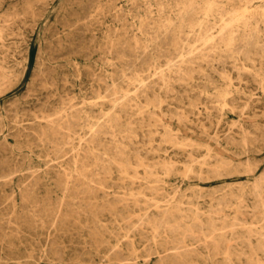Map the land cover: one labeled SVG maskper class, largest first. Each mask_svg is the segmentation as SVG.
<instances>
[{
	"label": "rangeland",
	"instance_id": "1",
	"mask_svg": "<svg viewBox=\"0 0 264 264\" xmlns=\"http://www.w3.org/2000/svg\"><path fill=\"white\" fill-rule=\"evenodd\" d=\"M249 1L219 0L218 11H186L180 20L186 0H0V264H264V251L258 247L264 233V21L257 20L255 37L247 36L249 40L238 27L229 46L224 40L211 45L199 38L205 28L216 34L233 8L264 7V0ZM174 34L181 35L178 51L172 46ZM221 51L225 56L218 55ZM180 58L190 59L188 68L172 72L164 85L157 82L159 70H173ZM137 76L143 83L130 91L137 101L134 110L121 112L119 122L100 136L92 148L93 154L100 153L98 163L88 158L90 175L78 183L72 152L88 142L100 109L110 112L112 97L128 87L126 79ZM175 204L178 210L161 216L162 208ZM210 219L216 229L209 233ZM182 238L195 249L187 261L158 257L163 245ZM212 238L228 241L231 259L207 250ZM132 254L137 258L131 260Z\"/></svg>",
	"mask_w": 264,
	"mask_h": 264
},
{
	"label": "bare ground",
	"instance_id": "2",
	"mask_svg": "<svg viewBox=\"0 0 264 264\" xmlns=\"http://www.w3.org/2000/svg\"><path fill=\"white\" fill-rule=\"evenodd\" d=\"M108 1V0H107ZM115 1V0H114ZM165 1V0H164ZM238 1H244V0H238ZM246 1V3L249 1V0H245ZM255 1V0H254ZM261 0H259V2H260ZM134 2V1H133ZM250 2V1H249ZM84 3V2H83ZM105 3V2H104ZM144 3V2H143ZM146 4H147V2H145ZM153 3H154V1H153ZM196 3L197 4H201V5H197L196 6ZM219 0H186V2H184V5L180 8V13L178 14V11H177V14L179 15H177L178 17H179V19H180V15L181 14H184L186 11H191L190 13H193L194 14V12H201V14H205V15H208L209 13H211L212 11H215V10H217L218 11V7L220 6L219 5ZM88 4V3H87ZM134 4V3H133ZM164 4V3H163ZM195 4V5H194ZM7 5V4H6ZM130 5H131V3H130ZM142 5V4H141ZM158 5V4H157ZM163 6V5H162ZM177 6V5H176ZM179 6V5H178ZM247 6H249V5H245L244 4V7L242 8V9H240L239 7H237V8H233L232 10H230L229 11V13L228 14H226L227 16L224 18L223 17V22L221 23V26H220V28L218 29V31H217V33L216 34H214V33H208V32H206V28L204 29V31L202 32V33H200L199 34V38L201 39V40H203V41H205L204 43L206 44V42H210L211 43V45L212 44H214V43H216L217 42V40L218 41H223L224 40V42H225V44H227L228 46L230 45V44H232V41L235 39V36L237 35L236 33V35H234V32H236V31H238V27H240L241 29L239 30L240 31V36H242V37H244V38H246L247 36L249 37V38H251V37H253V36H251L252 34H254V33H256L255 32V29H256V24H257V20H259V19H261L262 21H264V7H262L261 5H258L259 7H260V10H252V11H249L248 10V7ZM134 7V6H133ZM156 8H158L157 6H155ZM172 7H173V5H172ZM253 7V6H252ZM122 8V7H121ZM160 8H161V6H160ZM163 8H165V6L163 7ZM223 8V7H222ZM90 9V8H89ZM143 9V8H142ZM176 9V8H175ZM221 9V8H220ZM145 10H147L146 8H145ZM149 10H150V8H149ZM158 10H159V8H158ZM157 10V11H158ZM162 10H164V9H162ZM1 11V10H0ZM136 11V10H135ZM193 11V12H192ZM222 11V10H221ZM120 12V11H119ZM227 12V11H226ZM124 13V12H123ZM174 13V12H173ZM189 13V14H190ZM103 14V13H102ZM101 14V15H102ZM112 14V13H111ZM125 14V13H124ZM131 14V13H130ZM142 14V13H141ZM148 14V13H147ZM160 14V13H159ZM199 14V13H198ZM213 14V13H212ZM217 14V13H216ZM223 14V13H222ZM94 15V14H93ZM132 15V14H131ZM138 15V14H137ZM146 15V14H145ZM157 15V14H156ZM4 16V15H3ZM73 16V15H72ZM75 16V15H74ZM80 17L82 16V15H79ZM103 16V15H102ZM124 16V15H123ZM151 16V15H150ZM191 16V15H190ZM194 16V15H193ZM197 16V15H196ZM195 16V17H196ZM216 16V15H215ZM221 16H223V15H221ZM83 17H84V15H83ZM89 17H90V15H89ZM125 17V16H124ZM166 17V16H165ZM132 18H134V17H132ZM145 18V17H144ZM154 18V17H153ZM156 18V17H155ZM154 18V19H155ZM157 18H159V17H157ZM105 19V18H104ZM182 19V18H181ZM180 19V20H181ZM189 19V18H188ZM193 19V18H192ZM208 19V18H207ZM253 19V21H251ZM122 20V19H121ZM157 20V19H156ZM159 20V19H158ZM179 20V21H180ZM3 21V20H2ZM117 21H119L118 19H117ZM190 21V20H189ZM207 21V20H206ZM149 22V21H148ZM154 22V21H153ZM203 22H204V20H203ZM68 23V22H67ZM87 23V22H86ZM129 23V22H128ZM173 23V22H172ZM195 23V22H194ZM211 23H213V22H211ZM1 24V23H0ZM84 24V23H83ZM147 24V23H146ZM151 24V23H150ZM188 24V23H187ZM208 24V23H207ZM85 25V24H84ZM144 25H145V23H144ZM160 25V24H159ZM158 25V26H159ZM164 25H166L165 23H164ZM173 25H175L174 23H173ZM179 25V24H178ZM177 25V26H178ZM185 25V24H184ZM196 25V24H195ZM198 25V24H197ZM205 25H206V23H205ZM204 25V26H205ZM261 25H262V23H261ZM133 26V25H132ZM155 26V25H154ZM157 26V25H156ZM162 26V25H161ZM189 26H192V25H189ZM88 27V26H87ZM105 27V26H104ZM149 27V26H148ZM174 27V26H173ZM182 27V26H181ZM197 27V26H196ZM209 27V26H208ZM262 27V26H261ZM85 28V27H84ZM141 28H142V26H141ZM150 28V27H149ZM169 28H170V26H169ZM178 28V27H177ZM199 28V27H198ZM204 28V27H203ZM202 28V29H203ZM213 28V27H212ZM146 29L148 30V28H147V26H146ZM165 29V28H164ZM182 29H185L184 28V26H183V28ZM29 30H31V29H29ZM84 30V29H83ZM129 30V29H128ZM157 30H159L158 28H157ZM173 30V29H172ZM176 30V29H175ZM181 30V29H180ZM187 30H188V28H187ZM191 30V29H190ZM208 30V29H207ZM254 30V31H253ZM130 31V30H129ZM149 31V30H148ZM155 31H156V29H155ZM167 31V30H166ZM186 31V30H185ZM196 31V30H195ZM238 31V32H239ZM28 32V31H27ZM31 32V31H30ZM84 32V31H83ZM82 32V33H83ZM104 32V31H103ZM114 32H115V30H114ZM158 32V31H157ZM164 32V31H163ZM85 33V32H84ZM153 33V32H152ZM165 33V32H164ZM167 33V32H166ZM171 32H169V35H171L170 34ZM94 34V33H93ZM160 34V33H159ZM163 34V33H162ZM172 34H173V32H172ZM182 34V33H181ZM192 34V33H191ZM56 35V34H55ZM83 35V34H82ZM81 35V36H82ZM92 35V34H91ZM95 35V34H94ZM168 35V36H169ZM180 35V34H179ZM178 34H174V41H173V43H172V46H173V49H174V51L175 50H179V47H180V45H181V43L179 42L180 40H179V38H180V36H179ZM149 36V35H148ZM167 36V35H166ZM184 35H182V37H183ZM187 36V35H186ZM38 37V36H37ZM122 37V36H121ZM125 37V36H124ZM173 37V36H172ZM185 37V36H184ZM189 37V36H188ZM192 37H193V35H192ZM191 37V38H192ZM198 37V36H197ZM196 37V38H197ZM248 37L246 38V39H248ZM255 37V36H254ZM253 37V38H254ZM57 38V37H56ZM72 38V37H71ZM93 38H94V36H93ZM152 39L154 38V35H153V37H151ZM157 38H159L158 36H157ZM162 37H160L159 38V40L158 41H161L162 39H161ZM169 38V37H168ZM190 38V39H191ZM198 38V39H199ZM262 38V37H261ZM122 39V38H121ZM163 39H164V37H163ZM182 39H184V38H182ZM199 39V40H200ZM237 39V38H236ZM256 39V38H255ZM72 40V39H71ZM89 40V39H88ZM155 40H157V39H155ZM172 40V39H171ZM187 40H189V39H187ZM187 40H185V41H187ZM195 40V39H194ZM193 40V41H194ZM239 40V39H238ZM249 40V39H248ZM252 40V39H251ZM258 40V39H257ZM163 41V40H162ZM252 41H254V40H252ZM44 42V41H43ZM89 42V41H88ZM165 42V41H164ZM167 42V41H166ZM220 42H218V43H220ZM247 42V41H246ZM250 43H251V41H249ZM261 42V41H260ZM163 43V42H162ZM161 43V44H162ZM196 43V42H195ZM203 43V44H204ZM235 42L233 41V44H234ZM241 42H239V44H240ZM253 43V42H252ZM152 44H154V43H152ZM170 44V43H169ZM202 44V45H203ZM242 44V43H241ZM261 44V43H260ZM184 45V44H183ZM182 45V46H183ZM192 45V44H191ZM190 45V48L191 47H193V46H191ZM194 45V44H193ZM201 45V46H202ZM209 45V44H208ZM216 45V44H215ZM222 45V44H221ZM226 45V46H227ZM235 45H238V43L237 44H235ZM251 44H248V46H250ZM48 46H49V44H48ZM54 46V45H53ZM154 46V45H153ZM196 46H198L197 44H196ZM227 46V47H228ZM238 46H240V45H238ZM243 46H244V44H243ZM246 46V45H245ZM252 47L251 48H253V45H251ZM135 47H137V45L135 46ZM184 47V46H183ZM195 47V46H194ZM193 47V48H194ZM208 47V46H207ZM209 47H210V45H209ZM214 47V46H213ZM217 47V46H216ZM230 47H232V45L230 46ZM233 47H236V46H233ZM156 48V47H155ZM159 48V47H158ZM202 48H203V46H202ZM215 48V47H214ZM223 48V47H222ZM244 48H248V47H244ZM244 48H242V46H241V49H244ZM153 49V48H152ZM157 49V48H156ZM186 49H188V48H186ZM212 49V48H211ZM226 49H228V48H226ZM233 49V48H232ZM234 49H236V48H234ZM239 49V48H238ZM262 49V48H261ZM69 50V49H68ZM172 50V49H171ZM192 50V49H191ZM190 50V51H191ZM194 50V49H193ZM198 50V49H197ZM204 50H206V49H204L203 48V52H204ZM100 51V50H99ZM163 51V50H162ZM184 51V50H183ZM187 51V50H186ZM200 51V50H199ZM209 51V50H208ZM216 51V50H215ZM219 51V50H218ZM193 52V51H192ZM217 52V51H216ZM229 52V51H228ZM68 53V52H67ZM116 53V52H115ZM157 53V52H156ZM166 53V52H165ZM169 53V52H168ZM176 53V52H175ZM188 53H189V51H188ZM210 53H211V51H210ZM209 53V54H210ZM220 53H222V54H224V55H222V56H225V54L227 53H223L222 51L221 52H218V55L220 54ZM239 53V52H238ZM247 53V52H246ZM59 54V53H58ZM117 54V53H116ZM163 54V53H162ZM170 54V53H169ZM193 54V53H192ZM196 54H198L197 52H196ZM195 54V55H196ZM212 54H213V52H212ZM229 54H231L230 52H229ZM239 54H241V53H239ZM248 54V53H247ZM139 55V54H138ZM178 55H180V56H182L183 55V53L181 52V50L178 52ZM186 55V54H185ZM194 54H193V56H195ZM216 55V54H215ZM233 55V54H232ZM236 55V54H235ZM242 55L244 56V54L242 53ZM56 56V55H55ZM117 56V55H116ZM140 56V55H139ZM234 56V55H233ZM241 56V55H240ZM250 56V55H249ZM253 56V55H252ZM251 56V57H252ZM90 57V56H89ZM105 57V56H104ZM172 57V56H171ZM187 57V56H186ZM191 57V56H190ZM189 57V58H190ZM199 57V56H198ZM227 57V56H226ZM140 58V57H139ZM188 58V60L187 59H185V58H180V59H182L181 60V62L179 63V64H175L176 66H174L175 68L172 70H170V69H165V67L164 68H161L160 70H159V72H158V75L156 76V75H154V76H156L157 77V82H160L162 85H164L163 83H166L167 82V80L170 78V76H171V74H172V72H174L175 74L176 73H179V72H181V71H184V69H186V68H188V67H185L186 65V63L190 60ZM105 59V58H104ZM124 59V58H123ZM179 59V60H180ZM207 59H208V57H207ZM218 59V58H217ZM223 59H225V58H223ZM229 59H231V58H229ZM116 60V59H115ZM196 60V59H195ZM203 60V59H202ZM210 60H212V59H210ZM259 60V59H258ZM136 61V60H135ZM141 61V60H140ZM167 61V60H166ZM166 61H164V62H166ZM171 60H169V62H170ZM178 61V60H177ZM204 61V60H203ZM213 61V60H212ZM233 61H235V60H233ZM249 61V60H248ZM119 62V61H118ZM152 62V61H151ZM201 62V61H200ZM200 62H198V63H200ZM222 62V61H221ZM220 62V63H221ZM228 62V61H227ZM231 62V61H230ZM250 62V61H249ZM112 63H113V61H112ZM141 63V62H140ZM143 63H144V61H143ZM173 63V62H172ZM172 63H170V67H171V64ZM203 63V62H202ZM218 63V62H217ZM216 63V64H217ZM236 63V62H235ZM237 63H239V62H237ZM244 63V62H243ZM251 63V62H250ZM121 63H119V65H120ZM150 64V63H149ZM207 64H208V62H207ZM139 65V64H138ZM166 65V64H165ZM173 65V64H172ZM189 65V64H188ZM191 65V64H190ZM189 65V66H190ZM222 65V64H221ZM232 65V64H231ZM241 65V64H240ZM121 66V65H120ZM143 66H144V64H143ZM223 66V65H222ZM242 66L243 65H241V68H242ZM260 66V65H259ZM28 67V66H27ZM157 67V66H156ZM224 67V66H223ZM232 67V66H231ZM89 68V67H88ZM112 68V67H111ZM146 68V67H145ZM210 68H214V67H210ZM72 69V68H71ZM118 69V68H117ZM120 69V68H119ZM154 69V68H153ZM244 69V68H243ZM242 69V70H243ZM142 70V69H141ZM155 70V69H154ZM198 70V69H197ZM214 70V69H213ZM249 70V69H248ZM259 70V69H258ZM1 71V70H0ZM93 71V70H92ZM102 71V70H101ZM121 71L123 72V70L121 69ZM158 71V70H157ZM194 71H196V70H194ZM215 71V70H214ZM240 71H241V69H240ZM247 71V70H246ZM10 72V71H9ZM188 72V71H187ZM199 72V71H198ZM216 72V71H215ZM233 72H234V74L237 72L238 73V70L236 71V70H233ZM243 72V71H242ZM245 72V71H244ZM243 72V73H244ZM260 72V71H259ZM93 73V72H92ZM127 73V72H126ZM146 73V72H145ZM194 73V72H193ZM218 73V72H217ZM236 73V74H237ZM252 73V72H251ZM250 73V74H251ZM106 74H107V72H106ZM123 74V73H122ZM141 74V73H140ZM153 74V73H152ZM202 74V73H201ZM224 74V73H223ZM235 74V75H236ZM253 74V73H252ZM151 75V74H150ZM200 75V74H199ZM207 75V74H206ZM225 75V74H224ZM223 75V76H224ZM254 75V74H253ZM98 76V75H97ZM153 76V78L155 79V77ZM182 76H183V74H182ZM201 76V75H200ZM221 76V75H220ZM222 76V77H223ZM248 76H249V74H248ZM263 76V75H262ZM123 77V76H122ZM144 77V76H143ZM185 77V76H184ZM183 77V78H184ZM237 77V76H236ZM91 78V77H90ZM94 78H95V76H94ZM96 78H98V77H96ZM105 78V77H104ZM121 78V77H120ZM131 78V77H130ZM130 78H128V79H126V85H128V87L124 90V92H122L121 93V95H120V93H119V95L117 94V96H114V97H112V99H111V107H112V110L110 111V112H103V109L101 108L100 109V116L97 118V119H99L100 117H102L101 119H99V120H97L96 119V122H95V127L91 130V133H90V135H89V139H88V142L85 144V146L83 147V148H81V150L79 149H77V150H75L74 152H72L73 154H72V157H71V159H72V164H71V168L76 172V179H77V182L78 183H80V184H82V183H85L86 182V180L88 179V177H89V173H90V170H89V168H87V166L89 165L88 163H89V161H90V159L91 158H94L95 159V162L97 161V163H98V159L97 158H99L98 157V155H100V153H98V155H96V154H93V151L94 150H92V148H94L95 147V145L98 143V142H100L101 141V138L102 137H100L102 134H104L105 132H107L108 130L110 131V129L114 126V125H116V123H118L119 122V119H120V117H121V112H126L130 107L132 108V106L135 104V102H137L136 100H134L136 97H133V96H131V94H130V91L133 89V88H135L136 86H135V84H137V83H140V84H142L143 83V78L141 77V76H137V77H135V78H132V79H130ZM152 78V79H153ZM85 79H86V77H85ZM93 79V78H92ZM150 79V78H149ZM224 79H225V76H224ZM262 79V78H261ZM78 80V79H77ZM102 80V79H101ZM101 80H100V83H102L101 82ZM105 80V79H104ZM145 80V79H144ZM170 80V79H169ZM188 80V79H187ZM236 80H237V78H236ZM260 80V79H259ZM46 81V80H45ZM55 81V80H54ZM103 81V80H102ZM147 81V80H146ZM222 81H223V79H222ZM226 81V80H225ZM107 82V81H106ZM122 82V81H121ZM179 82V81H178ZM238 82V81H237ZM96 83V82H95ZM111 83V82H110ZM113 83V82H112ZM145 83V82H144ZM221 83V82H220ZM228 83V82H227ZM229 83H230V81H229ZM264 83V82H263ZM42 84V83H41ZM245 84V83H244ZM117 85V84H116ZM138 85V84H137ZM148 85V84H147ZM113 86H114V83H113ZM118 86V85H117ZM116 86V87H117ZM120 86V85H119ZM141 86V85H140ZM145 86V85H144ZM143 86V87H144ZM149 86V85H148ZM91 87V86H90ZM138 87V86H137ZM260 87V86H259ZM28 88V87H27ZM99 88V87H98ZM111 88V87H110ZM113 88H115V87H113ZM105 89V88H104ZM123 89V88H122ZM136 89V88H135ZM137 89H139V88H137ZM143 89V88H142ZM224 89H226L225 88V86H224ZM245 89V88H244ZM28 90V89H27ZM114 90V89H113ZM119 90H121V89H119ZM165 90V89H164ZM172 90V89H171ZM246 90V89H245ZM99 91V90H98ZM103 91H106V90H103ZM107 91H108V89H107ZM112 91V90H111ZM136 91V90H135ZM237 91V90H236ZM247 91V90H246ZM57 91H55V93H56ZM97 92V91H96ZM95 92V93H96ZM110 92V91H109ZM116 92H118L117 90H116ZM115 91H112L111 93H116ZM134 92V91H133ZM195 92V91H194ZM234 92V91H233ZM58 93V92H57ZM63 93V92H62ZM66 93V92H65ZM226 93V92H225ZM224 92H223V94H225ZM239 93H241V92H239ZM27 94H29V93H27ZM46 94V93H45ZM106 94V93H105ZM104 94V95H105ZM137 94V93H136ZM143 94H145V93H143ZM198 94H199V92H198ZM236 94H238V93H236ZM37 95V94H36ZM51 95V94H50ZM140 95H141V93H140ZM178 95V94H177ZM183 95V94H182ZM208 95V94H207ZM241 95V94H240ZM65 96V95H64ZM110 96V94L109 95H107V97H109ZM139 96V95H138ZM179 96V95H178ZM209 96V95H208ZM243 96V95H242ZM248 96V95H247ZM47 97V96H46ZM67 97V96H66ZM95 97H97V96H95ZM58 98H61V97H58ZM204 98V97H203ZM229 98H231V97H229ZM248 98V97H247ZM63 99V98H62ZM61 99V100H62ZM69 99V98H68ZM219 99V98H218ZM238 99V98H237ZM36 100V99H35ZM105 100V99H104ZM164 100V99H163ZM204 100V99H203ZM248 100V99H247ZM14 101V100H13ZM40 101V100H39ZM102 102H103V100H101ZM131 101H133V103L131 102ZM224 101V100H223ZM222 101V102H223ZM234 101V100H233ZM242 101H244V100H242ZM241 101V102H242ZM157 102V101H156ZM240 102V103H241ZM60 103H62V102H60ZM92 103V102H91ZM90 103V104H91ZM109 103V104H110ZM199 103V102H198ZM239 103V102H238ZM244 103H246V102H244ZM43 104H44V102H43ZM70 104V103H69ZM140 104V102H138V105ZM247 104V103H246ZM45 105V104H44ZM43 105V106H44ZM82 105V104H81ZM81 105H80V108H81ZM83 105H84V103H83ZM137 105V104H136ZM143 104H141V106H142ZM215 106H217L216 104H214ZM213 105V106H214ZM11 106V105H10ZM50 106V105H49ZM135 106V105H134ZM144 106V105H143ZM225 106V105H224ZM263 106H264V104H263ZM18 107V106H17ZM65 107H67L66 105H65ZM145 107V106H144ZM185 107V106H184ZM187 107V106H186ZM222 107V106H221ZM241 107H242V105H241ZM244 107V106H243ZM34 108V107H33ZM72 108V107H71ZM76 108H77V106H76ZM76 108H73V110L74 109H76ZM135 108V107H134ZM134 108H132V110H134ZM188 108V107H187ZM219 108V107H218ZM62 109V108H61ZM68 109H70V107L68 108ZM189 109V108H188ZM195 109V108H194ZM220 109V108H219ZM235 109V108H234ZM240 109V108H239ZM264 109V108H263ZM4 110V109H3ZM53 110V109H52ZM71 110V109H70ZM196 110V109H195ZM227 110V109H226ZM72 111V110H71ZM75 111V110H74ZM82 111V110H81ZM159 111V110H158ZM175 111V110H174ZM207 111V110H206ZM217 111V110H216ZM237 111V110H236ZM235 111V112H236ZM55 112V111H54ZM65 112V111H64ZM69 112V111H68ZM151 112V111H150ZM215 112V111H214ZM15 113V112H14ZM196 113H197V110H196ZM216 113V112H215ZM241 113V112H240ZM64 114V113H63ZM70 114V113H69ZM76 114L78 115V117H79V115H80V111H76ZM146 114H148L149 115V113H146ZM155 114V113H154ZM53 115H55L54 113H53ZM67 115H68V113H67ZM95 115V114H94ZM133 115V114H132ZM147 115V116H148ZM157 115V114H156ZM163 115V114H162ZM218 115H220V114H218ZM46 116V115H45ZM64 116H66V112H65V115ZM70 116H71V114H70ZM138 116V115H137ZM153 116V115H152ZM158 116V115H157ZM171 116V115H170ZM183 116V115H182ZM243 116H245V115H243ZM22 117V116H21ZM55 117V116H54ZM53 117V118H54ZM56 117H57V115H56ZM55 117V118H56ZM86 117V116H85ZM177 117V116H176ZM180 117V116H179ZM246 118H247V116H245ZM249 117V116H248ZM17 118V117H16ZM67 118H69V116L67 117ZM171 118H172V116H171ZM175 118V117H174ZM219 118H220V116H219ZM49 120H51L50 118H48ZM58 119V118H57ZM66 119V118H65ZM64 119V120H65ZM155 119V118H154ZM167 119V118H166ZM178 119V118H177ZM183 119H184V116H183ZM182 119V120H183ZM187 119V118H186ZM249 119V118H248ZM72 120H73V118H72ZM80 120H81V118H80ZM89 120V119H88ZM135 120H136V118H135ZM157 120H158V118H157ZM252 120V119H251ZM46 121V120H45ZM74 122L75 121H77L76 119H74L73 120ZM152 121V120H151ZM231 121V120H230ZM237 121V120H236ZM47 122V121H46ZM51 122H52V120H51ZM55 122V121H54ZM73 122V123H74ZM153 122V121H152ZM191 122V121H190ZM229 122V121H228ZM50 123V122H49ZM48 123V124H49ZM64 123V122H63ZM62 123V124H63ZM71 123V122H70ZM208 123V122H207ZM231 123V122H230ZM243 123H244V121H243ZM75 124V123H74ZM94 123H92V125H93ZM209 124V123H208ZM232 124H234V122L232 123ZM237 124V123H236ZM250 124V126H251V123H249ZM53 125V124H52ZM160 126H161V124H159ZM228 125H230V124H228ZM227 125V126H228ZM238 125V124H237ZM57 126V125H56ZM64 126V125H63ZM55 127V126H54ZM129 127V126H128ZM235 127V126H234ZM249 127V126H248ZM252 127V126H251ZM37 128V127H36ZM53 128V127H52ZM165 128V127H164ZM167 128V127H166ZM198 128V127H197ZM227 128V127H226ZM236 128V127H235ZM7 129V128H6ZM59 129V128H58ZM57 129V130H58ZM87 129V128H86ZM214 129H215V126H214ZM237 129V128H236ZM253 129V128H252ZM256 129V128H255ZM56 130V129H55ZM64 130V129H63ZM166 130V129H165ZM201 130H202V128H201ZM230 130V129H229ZM240 130V129H239ZM244 130V129H243ZM246 130V129H245ZM251 130V129H250ZM54 131V130H53ZM66 131V130H65ZM115 131H117L116 129H115ZM163 131V130H162ZM227 131V130H226ZM247 131V130H246ZM246 131L245 132H243V133H245V135H248V134H246ZM40 132H42V130L40 131ZM56 132V131H55ZM68 132V131H67ZM169 132V131H168ZM240 132V131H239ZM60 133H63V131H60ZM75 133V132H74ZM112 133V132H111ZM42 134V133H41ZM68 134V133H67ZM250 134V133H249ZM51 135V134H50ZM71 135H72V133H71ZM108 135V134H107ZM110 135V134H109ZM181 135V134H180ZM224 135H226L225 133H224ZM236 135V134H235ZM128 136H129V133H128ZM155 136V135H154ZM167 136H168V134H167ZM184 136V135H183ZM205 136V135H204ZM212 136V135H211ZM250 136H251V134H250ZM250 136H248V138L250 137ZM4 137V136H3ZM57 137H58V135H57ZM63 137V136H62ZM66 137V136H65ZM79 137V136H78ZM110 137V136H109ZM120 137H121V135H120ZM132 137V136H131ZM170 137V136H169ZM210 137V136H209ZM215 137V136H214ZM224 137V136H223ZM43 138V137H42ZM54 138H56L55 136H54ZM113 138V137H112ZM173 138H174V136H173ZM246 138V137H245ZM50 139H52L51 137H50ZM73 139V138H72ZM122 139V138H121ZM146 139V138H145ZM158 139V138H157ZM165 139V138H164ZM167 139H168V137H167ZM166 139V140H167ZM170 139V138H169ZM218 139V138H217ZM232 139V138H231ZM258 139L259 138H257V141H258ZM45 140V139H44ZM63 140V139H62ZM69 140V139H68ZM118 140V139H117ZM116 139H114V141H117ZM123 140V139H122ZM121 140V141H122ZM161 140H162V138H161ZM215 140V139H214ZM245 140V139H244ZM61 141V140H60ZM71 141V140H70ZM163 141V140H162ZM175 141L177 142L178 140H176L175 139ZM63 142V141H62ZM130 142V141H129ZM179 142V141H178ZM200 142V141H199ZM214 142V141H213ZM241 142V141H240ZM39 143H41V142H39ZM55 143V142H54ZM67 143V142H66ZM68 143H69V141H68ZM203 143V142H202ZM216 143V142H215ZM238 143V142H237ZM242 143H243V141H242ZM61 144V143H60ZM130 144V143H129ZM132 144V143H131ZM51 145V144H50ZM63 145H65V144H63ZM72 145V144H71ZM102 145V144H101ZM100 145V146H101ZM116 145V144H115ZM170 145V144H169ZM207 145V144H206ZM244 145V144H243ZM248 145V144H247ZM263 145V144H262ZM117 146V145H116ZM119 146V145H118ZM117 146V147H118ZM123 146V145H122ZM121 146V147H122ZM158 146V145H157ZM227 146V145H226ZM241 146V145H240ZM64 147V146H63ZM69 147V146H68ZM68 147H67V149H68ZM75 147V146H74ZM110 147V146H109ZM120 147V148H121ZM147 147H149V146H147ZM174 147H175V145H174ZM180 147V146H179ZM204 147H205V145H204ZM210 147V146H209ZM12 148V147H11ZM177 148H178V146H177ZM176 148V149H177ZM182 148V147H181ZM245 148V147H244ZM248 148V147H247ZM253 148V147H252ZM76 149V148H75ZM176 149H175V151H176ZM189 149V148H188ZM240 149V148H239ZM254 149V148H253ZM72 150V149H71ZM92 150V151H91ZM116 150H119V149H116ZM127 150V149H126ZM140 150V149H139ZM196 150V149H195ZM241 150V149H240ZM29 151V150H28ZM109 151V150H108ZM114 151V150H113ZM124 151V150H123ZM148 151V150H147ZM153 151V150H152ZM260 151V150H259ZM60 153H61V151H59ZM95 152H97V151H95ZM149 152V151H148ZM203 152H205L204 151V149H203ZM207 152V151H206ZM245 152H246V150H245ZM155 153V152H154ZM208 153V152H207ZM258 153V152H257ZM59 154V153H58ZM102 154V153H101ZM148 154V153H147ZM153 154V153H152ZM187 154V153H186ZM122 155V154H121ZM232 155V154H231ZM105 156V155H104ZM57 157V156H56ZM55 157V158H56ZM223 157V156H222ZM225 157V156H224ZM67 158V157H66ZM88 158H90L89 159V161H88ZM107 158V157H106ZM64 159V158H63ZM86 159V160H85ZM108 159V158H107ZM190 159V161H191V158H189ZM188 159V160H189ZM6 160V159H5ZM8 160V159H7ZM94 161V160H93ZM126 161H127V158H126ZM133 161V160H132ZM221 161V160H220ZM220 161H218V163L220 162ZM110 162V161H109ZM128 162V161H127ZM136 162V161H135ZM170 162V161H169ZM192 162V161H191ZM194 162H196V161H194ZM227 162V161H226ZM245 162H247V160L245 161ZM252 162V161H251ZM101 163V162H100ZM107 163V162H106ZM129 163V162H128ZM138 163V162H137ZM221 163V162H220ZM222 163H225L224 162V160L222 161ZM230 163V162H229ZM111 164V163H110ZM158 164V163H157ZM163 164H164V162H163ZM197 164V163H196ZM226 164V163H225ZM237 164V163H236ZM246 164V163H245ZM1 165H3V164H1ZM92 165V164H91ZM107 165H108V163H107ZM112 165V164H111ZM143 165V164H142ZM184 165H185V167L187 166V164H185L184 163ZM221 164H219V166H220ZM60 166V165H59ZM94 166H96V165H94ZM93 166V167H94ZM113 166H114V162H113ZM116 166H118L117 164H116ZM152 166H154V165H152ZM160 166V165H159ZM168 166V165H167ZM198 166V165H197ZM222 166H224L223 164H222ZM229 166V165H228ZM61 167V166H60ZM59 167V168H60ZM188 167V166H187ZM225 167H227V166H225ZM252 167V166H251ZM107 168V167H106ZM117 168H120V166L119 167H117ZM144 168V167H143ZM159 168V167H158ZM169 168V167H168ZM221 168V167H220ZM243 168H245V167H243ZM9 169V168H8ZM28 169H29V167H28ZM62 169V168H61ZM67 169H68V167H67ZM92 169V168H91ZM94 169H96V168H94ZM133 169V168H132ZM141 169V168H140ZM218 169V168H217ZM98 170V169H97ZM104 170V169H103ZM145 170V169H144ZM147 170H149V169H147ZM158 170V169H157ZM166 170H167V167H166ZM170 170V169H169ZM222 170V169H221ZM58 171V170H57ZM66 171V170H65ZM102 171V170H101ZM134 171V170H133ZM168 171V170H167ZM187 171H189V170H187ZM215 172H216V170H214ZM219 171V170H218ZM217 171V172H218ZM29 172V171H28ZM74 172V173H75ZM190 172V171H189ZM249 172V171H248ZM31 173V172H30ZM73 173V174H74ZM143 173V172H142ZM163 173V172H162ZM186 173V172H185ZM212 173V172H211ZM134 174H135V172H134ZM191 174H193V173H191ZM22 175V174H21ZM57 175V174H56ZM65 175H66V173H65ZM71 176V175H70ZM139 176V175H138ZM146 176V175H145ZM157 176V175H156ZM159 176V175H158ZM162 176V175H161ZM13 177V176H12ZM66 177V176H65ZM93 177V176H92ZM152 177V176H151ZM183 177V176H182ZM199 177V176H198ZM94 178V177H93ZM156 178V177H155ZM9 179V178H8ZM34 179V178H33ZM66 180H68V177H66L65 178ZM5 180H7V179H5ZM159 180V179H158ZM2 181V180H1ZM32 181H34V180H32ZM53 181V180H52ZM74 181V183H75V181L76 180H73ZM253 181V180H252ZM8 182V181H7ZM68 182V181H67ZM66 182V183H67ZM255 182V181H254ZM258 182V181H257ZM4 183V182H3ZM60 183V182H59ZM65 183V184H66ZM73 183V184H74ZM78 183H76V184H78ZM120 183V182H119ZM79 184V185H80ZM103 184H104V182H103ZM154 184V183H153ZM153 184H151V185H153ZM252 184V183H251ZM23 185H25V184H23ZM67 185V184H66ZM66 185H65V187H66ZM91 185V184H90ZM146 185H147V183H146ZM150 185V184H149ZM156 185V184H155ZM98 186V185H97ZM99 187V186H98ZM101 187V186H100ZM192 187V186H191ZM25 188V187H24ZM93 188V187H92ZM156 188V187H155ZM234 188V187H233ZM238 188H240V187H238ZM19 189V188H18ZM68 189V188H67ZM82 189H83V187H82ZM94 189V188H93ZM12 190H13V188H12ZM11 190V191H12ZM81 190V189H80ZM84 190V189H83ZM87 190V189H86ZM90 190V189H89ZM152 191H153V188L151 189ZM66 191V190H65ZM104 191H105V189H104ZM236 191V190H235ZM75 192H76V190H75ZM90 192H91V190H90ZM158 192V191H157ZM255 192H256V194L259 196V191H258V186H255ZM21 194V193H20ZM163 194H164V192H163ZM183 194V193H182ZM15 195V194H14ZM68 195V194H67ZM87 195V194H86ZM91 196V195H90ZM123 196V195H122ZM155 196H156V194H155ZM166 196V195H165ZM230 196V195H229ZM76 197V196H75ZM127 197V196H126ZM138 197V196H137ZM171 197H173V196H171ZM196 197V196H195ZM57 198H59V196L57 197ZM169 198V197H168ZM236 198V197H235ZM259 198H260V196H259ZM63 199V198H62ZM107 199V198H106ZM134 199V198H133ZM144 199H145V197H144ZM108 200V199H107ZM147 200V199H146ZM165 200V199H164ZM167 200V199H166ZM201 200V199H200ZM260 200V199H259ZM163 201V200H162ZM180 201V200H179ZM12 202V201H11ZM58 202V201H57ZM78 202H79V200H78ZM107 202V201H106ZM109 202V201H108ZM107 202V203H108ZM152 202V201H151ZM161 202V201H160ZM159 201H158V203H160ZM163 202H165V201H163ZM214 202H216V201H214ZM24 203V202H23ZM26 203V202H25ZM103 203H104V201H103ZM147 203H148V201H147ZM173 203H175V202H173ZM176 203H177V201H176ZM75 204V203H74ZM89 204V203H88ZM87 204V205H88ZM105 204V203H104ZM180 204V203H179ZM86 205V206H87ZM102 205V204H101ZM100 205V206H101ZM106 205V204H105ZM114 206H115V204H113ZM158 205V204H157ZM164 205V204H163ZM170 205V204H169ZM110 207H111V205H109ZM108 206V207H109ZM207 206V205H206ZM209 206V205H208ZM2 207V206H1ZM108 207L106 208V210L108 211ZM189 207V206H188ZM219 207V206H218ZM261 207V206H260ZM103 208H104V205H103ZM113 208V207H112ZM114 208H116V207H114ZM190 208V207H189ZM156 209V208H155ZM179 209V206L178 205H176L175 204V206H170V207H166V208H162V211L160 212V214H161V216H165L166 214L168 215V214H171L172 212H174L175 210H178ZM193 209H195V208H193ZM218 209V208H217ZM230 209V208H229ZM68 210V209H67ZM110 210V209H109ZM115 210V209H114ZM208 210H211V209H209L208 208ZM218 210H220V209H218ZM228 210V209H227ZM21 211V210H20ZM59 212V211H58ZM157 212V211H156ZM186 212V211H185ZM196 212V211H195ZM200 212V211H199ZM45 213V212H44ZM143 213L145 214V212L143 211ZM201 213V212H200ZM210 213V212H209ZM208 213V214H209ZM263 213V212H262ZM29 214V213H28ZM32 214V213H31ZM41 214V213H40ZM189 214V213H188ZM202 214V213H201ZM206 214V213H205ZM204 214V215H205ZM215 214H216V212H215ZM218 214V213H217ZM25 215V214H24ZM57 215H59V214H57ZM90 215V214H89ZM137 215V214H136ZM141 215H143V214H141ZM194 215V214H193ZM212 215H213V213H212ZM264 215V214H263ZM138 216V215H137ZM207 216V214L205 215V217ZM232 216V215H231ZM239 216V215H238ZM259 216V215H258ZM139 217V216H138ZM223 217V216H222ZM50 218V217H49ZM141 218V217H140ZM186 218V217H185ZM159 219V218H158ZM187 219V218H186ZM192 219H193V217H192ZM196 219V218H195ZM208 219V218H207ZM232 219V218H231ZM135 220V219H134ZM153 220V219H152ZM163 220V219H162ZM161 220V222H162V224L161 225H163V221ZM197 221H196V223H199V221H198V219H196ZM233 220V219H232ZM158 220H156V222H157ZM178 221V220H177ZM264 221V220H263ZM6 222V221H5ZM136 222H137V220H136ZM140 223H141V221H139ZM193 222V221H192ZM207 222V221H206ZM222 222V221H221ZM55 223V222H54ZM154 223V222H153ZM159 223V222H158ZM179 223V222H178ZM175 224H177V222L175 221ZM127 225V224H126ZM138 225V224H137ZM160 225V226H161ZM186 225V224H185ZM193 225V224H192ZM199 226H200V224H198ZM130 226V225H129ZM158 226H159V224H158ZM157 226V227H158ZM172 226H176V225H173L172 224ZM206 226V225H205ZM207 226H208V224H207ZM228 226V225H227ZM251 226V225H250ZM17 227V226H16ZM137 227V226H136ZM156 227V226H155ZM164 227H165V224H164ZM166 227H168V225L166 226ZM169 227H171V224H170V226ZM180 227V226H179ZM209 233H210V231H213L214 229H216V226H215V221L214 220H212V219H210V221H209ZM263 227V226H262ZM131 228H133V227H131ZM138 228H140L139 227V225H138ZM177 227H175V229H176ZM185 228V227H184ZM183 228V229H184ZM207 228V227H206ZM228 228V227H227ZM72 229V228H71ZM149 229H150V227H149ZM158 229V228H157ZM156 229V230H157ZM166 229V228H165ZM174 228H172V230H175ZM178 229V228H177ZM260 229V228H259ZM135 230V229H134ZM180 230H181V228H180ZM115 231H117V230H115ZM122 231V230H121ZM140 231V230H139ZM167 231H168V229H167ZM189 231V230H188ZM187 231V232H188ZM191 231V230H190ZM189 231V232H190ZM258 231V230H257ZM154 232V231H153ZM152 232V233H153ZM156 232V231H155ZM172 232V231H171ZM174 232H176V231H174ZM184 232L186 233V231L184 230ZM221 232V231H220ZM181 233V232H180ZM183 233V232H182ZM252 233V232H251ZM119 234V233H118ZM141 234V233H140ZM188 234H190V233H188ZM187 234V235H188ZM195 234H197V233H195ZM199 235H200V233H198ZM152 235H154L155 236V234H152ZM152 235H151V237H152ZM163 235V234H162ZM186 235V234H185ZM202 235V234H201ZM200 235V236H201ZM221 234H218L217 236H219V237H221L220 236ZM246 235V234H245ZM263 236H261V238L258 240V247L260 248V249H262V251H264V233L262 234ZM48 236V235H47ZM112 236V235H111ZM179 236V235H178ZM177 236V237H178ZM191 236H194V235H191ZM208 236H209V234H208ZM150 237V238H151ZM157 237V236H156ZM52 238V237H51ZM125 238V237H124ZM153 238V237H152ZM193 238V237H192ZM204 238V237H203ZM202 238V239H203ZM209 238V237H208ZM211 238V237H210ZM126 239V238H125ZM124 239V240H125ZM154 239V238H153ZM153 239L151 240V242L153 241ZM197 239H199V238H197ZM205 239H207V238H205ZM246 239V238H245ZM8 240V239H7ZM132 240V239H131ZM141 240V239H140ZM155 240V239H154ZM210 240V244L207 246V250L208 251H212V253H217V252H219V251H221L222 253H223V255H224V257H225V259H231V255L233 254L232 252H233V249H232V246L228 243V241L226 242L225 241V243H222V240L219 238H212V239H209ZM255 240V239H254ZM128 241V240H127ZM156 241V240H155ZM204 244V243H203ZM249 245L251 244V241L249 240V243H248ZM255 244V243H254ZM151 245H154V244H151ZM197 245V244H196ZM248 245V246H249ZM59 246V245H58ZM115 248V247H114ZM114 248H112V249H114ZM205 248V247H204ZM251 248V247H250ZM110 249H111V247H110ZM118 249V248H117ZM116 249V250H117ZM256 249V248H255ZM115 250V249H114ZM115 250V251H116ZM119 250H120V248H119ZM119 250H117V251H119ZM247 250V249H246ZM257 250V249H256ZM138 251V250H137ZM161 251L163 252V255H160V256H158V257H160L161 259H163L164 257H167V256H169V257H173L174 258V260L176 261V260H178V261H187L191 256H192V254H193V252L195 251V249L193 248V243L192 242H187L186 240H184L183 238L182 239H179V240H176V242L175 243H172V244H170V245H163L162 247H161ZM252 251V250H251ZM120 252V251H119ZM235 252V251H234ZM253 252V251H252ZM251 252V253H252ZM121 253V252H120ZM44 254V253H43ZM263 254V253H262ZM60 255V254H59ZM109 255V254H108ZM157 255V254H156ZM222 255V256H223ZM253 255H255V252H253ZM208 256V255H207ZM206 256V257H207ZM40 257V256H39ZM107 257V256H106ZM255 257V256H254ZM131 258V260L133 259V258H137V257H135L133 254H132V257H130ZM201 258V257H200ZM208 258V257H207ZM166 259V258H165ZM245 259V258H244ZM160 260V259H159ZM167 260V259H166ZM247 260V259H246ZM246 260H245V262H246ZM250 260V259H249ZM248 261V260H247ZM251 261V260H250ZM4 262V261H3ZM239 262V261H238ZM254 262V261H253ZM252 262V263H253ZM2 263V262H1ZM126 263V262H125ZM127 263H129V262H127ZM247 263V262H246ZM38 264V263H37ZM81 264V263H80ZM161 264V263H160ZM248 264V263H247ZM257 264H259V263H257Z\"/></svg>",
	"mask_w": 264,
	"mask_h": 264
}]
</instances>
